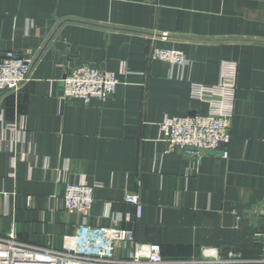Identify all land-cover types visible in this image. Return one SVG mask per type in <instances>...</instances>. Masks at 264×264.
<instances>
[{"label": "crops", "instance_id": "crops-1", "mask_svg": "<svg viewBox=\"0 0 264 264\" xmlns=\"http://www.w3.org/2000/svg\"><path fill=\"white\" fill-rule=\"evenodd\" d=\"M153 48L185 64L150 60ZM5 53L31 67L0 94V235L61 248L83 224L116 225L166 259L264 260V0H0ZM229 64V145L195 160L170 150L162 122L207 114L192 86L211 89ZM80 65L114 73L115 92L64 98L62 79ZM68 183L95 186L89 212L64 209Z\"/></svg>", "mask_w": 264, "mask_h": 264}, {"label": "built area", "instance_id": "built-area-1", "mask_svg": "<svg viewBox=\"0 0 264 264\" xmlns=\"http://www.w3.org/2000/svg\"><path fill=\"white\" fill-rule=\"evenodd\" d=\"M150 60L183 66L182 53L173 50L151 49ZM31 64L12 53L0 57V94L17 92L28 80ZM235 66L224 67L219 84L211 89L192 86L191 97L207 102V114L165 118L160 125L164 142L170 150L195 160L201 151L216 152L231 141L229 123L231 101L235 89ZM119 80L114 73L100 68L80 65L70 69L62 79L63 97L80 99L85 104L91 100L105 101L111 96ZM228 156L227 149L221 151ZM95 186L65 184L62 197L64 209L71 214L89 212L94 202ZM124 202L135 208L140 220L143 204L136 195H128ZM105 217H110V204H105ZM128 247V249H126ZM0 264H264V260H247L239 257L221 259L216 251L201 258L187 260L166 259L155 244H135L131 231L111 227L79 226L70 236L63 238L61 248L41 247L18 240L13 228L0 235Z\"/></svg>", "mask_w": 264, "mask_h": 264}, {"label": "water", "instance_id": "water-1", "mask_svg": "<svg viewBox=\"0 0 264 264\" xmlns=\"http://www.w3.org/2000/svg\"><path fill=\"white\" fill-rule=\"evenodd\" d=\"M202 153L203 154H206V153H211V152H209V151H202Z\"/></svg>", "mask_w": 264, "mask_h": 264}]
</instances>
